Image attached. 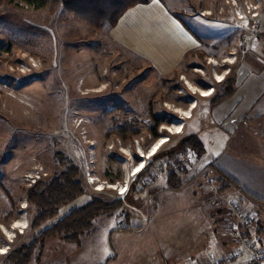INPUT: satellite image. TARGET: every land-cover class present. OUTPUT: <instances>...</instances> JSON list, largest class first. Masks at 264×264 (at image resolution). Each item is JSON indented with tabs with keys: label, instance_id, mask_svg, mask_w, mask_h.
<instances>
[{
	"label": "rangeland",
	"instance_id": "1",
	"mask_svg": "<svg viewBox=\"0 0 264 264\" xmlns=\"http://www.w3.org/2000/svg\"><path fill=\"white\" fill-rule=\"evenodd\" d=\"M163 2L200 41L168 74L112 39L110 30H95L63 7L37 9L22 0L0 5V264L92 196L123 203L99 215L80 243L48 238L30 264H104L111 256L106 264H191L212 251L219 232L224 236L210 217L214 201L242 196L236 187L218 190L213 159L224 151L254 159L264 154V0ZM228 78L235 91L215 110L227 117L222 126L211 98ZM196 89L214 92L205 97ZM124 125L139 132L126 138L112 132ZM189 134L202 139L206 154L197 158L189 150L193 161L184 165L177 147ZM170 151L180 190L169 186ZM59 152L80 167L87 192L34 227L28 191L64 169ZM143 159L141 173L147 172L131 177ZM160 166L166 171L156 184L142 189ZM88 170L101 183L131 177L130 191H98ZM249 208L264 221V203Z\"/></svg>",
	"mask_w": 264,
	"mask_h": 264
},
{
	"label": "trees",
	"instance_id": "2",
	"mask_svg": "<svg viewBox=\"0 0 264 264\" xmlns=\"http://www.w3.org/2000/svg\"><path fill=\"white\" fill-rule=\"evenodd\" d=\"M15 0H0V5L10 3ZM28 5L37 9H50L55 11L56 8L63 7L68 13L72 14L75 19L88 25L89 27L102 31L111 30L119 22L120 18L132 7L139 4H147L151 0H22ZM235 91L234 78H228L223 84L221 90H217L211 98V106L215 108L224 102ZM112 112V111H111ZM161 120H157L156 126L152 131L157 135V126ZM123 138L128 135L137 134L139 129L130 125L119 126L112 129ZM179 152L189 153L193 151L197 158H201L205 152V145L200 137L196 134L184 136L177 147ZM175 151L167 153L169 162L166 166L170 167L168 182L171 189L180 190L183 188V182L178 177L179 171L173 169L172 160ZM56 158L63 164L64 169L48 181L38 180L28 191V200L35 207L36 215L33 220L34 227L56 216L60 209L75 201L77 198L86 194V187L82 178L80 167L62 153H57ZM157 157H155L156 159ZM181 172H186V168H181ZM216 171V170H215ZM147 170L139 175V178ZM217 177L215 182L219 183L220 192L235 188L237 182L228 174L216 171ZM138 178V179H139ZM140 180V179H139ZM137 180V182L139 181ZM136 192V183L132 185L130 195ZM130 195L127 196L130 197ZM123 199L110 200L101 196H92L84 205L73 208L63 218L58 220L50 227L43 230L38 237L31 243L19 245L6 256L8 264H30L34 252L39 244L43 247L46 240L51 237H59L68 242H79L81 236L90 231L93 227L94 220L101 214L111 212L118 208ZM224 215L222 208H217L210 213L211 219L215 223H221ZM262 231V229H261ZM257 229H249L246 234L254 237ZM257 239V238H255ZM262 241V239H261ZM115 256L109 257L106 262H110ZM106 262L104 264H106Z\"/></svg>",
	"mask_w": 264,
	"mask_h": 264
},
{
	"label": "crops",
	"instance_id": "3",
	"mask_svg": "<svg viewBox=\"0 0 264 264\" xmlns=\"http://www.w3.org/2000/svg\"><path fill=\"white\" fill-rule=\"evenodd\" d=\"M109 33L112 39L146 59L162 74H168L178 68L188 54L200 46L198 37L167 7L163 0H151L147 4L130 8ZM201 87L203 86H198V89ZM200 91L203 92L198 90ZM220 106L212 109V113L215 121L224 126L223 119L227 117L215 115V110L217 111ZM232 127L236 130L238 126L234 123ZM213 163L212 167L216 171L230 175L237 182V192L242 197L236 198L240 199L247 208L264 203V154H261L259 159H254L238 157L224 151L213 159ZM255 228L257 229L255 238L263 242L262 217ZM219 233V238L211 245L212 251L196 262L207 260L213 255L222 256L231 251L233 246L231 241ZM244 264L258 263L245 259Z\"/></svg>",
	"mask_w": 264,
	"mask_h": 264
},
{
	"label": "built area",
	"instance_id": "4",
	"mask_svg": "<svg viewBox=\"0 0 264 264\" xmlns=\"http://www.w3.org/2000/svg\"><path fill=\"white\" fill-rule=\"evenodd\" d=\"M179 131H182V129ZM161 141H163V139ZM138 142L139 140H136V143ZM152 156V153H150L147 157ZM192 157L193 156L191 154L183 152L178 153L177 155V159L184 165L191 164L193 161ZM141 164L145 166V160L144 162H141ZM143 170L144 168L140 172L135 173L136 169H133L131 177L137 176ZM165 171V166H160L155 172H152V175L146 178L144 184L142 185V189L145 190L148 187L154 186L159 178V174L162 175ZM131 177H129L127 181L125 180L124 183H113L107 180L101 183L99 182V177L98 179H95V176L92 175L90 170L87 172L89 185H94L95 189L98 191H102L105 188H114L118 191L119 196H124L130 191ZM29 178H31L33 183L37 181V177L35 176ZM208 190L210 193H215L212 191L214 190V185L209 184ZM223 198L224 199L222 201L220 198L215 200L214 203L217 208H222L224 210L223 220L220 223V226L222 227L223 234L227 237V239H229V241H231L233 245L232 249L225 255H213L207 260H202L193 264H244L245 259H249V261L258 264H264V237L263 242H259V240L246 234L249 229L255 228V225L259 223L261 218L259 212L255 209L245 207L242 201L236 197L230 196L227 198L226 195H224Z\"/></svg>",
	"mask_w": 264,
	"mask_h": 264
},
{
	"label": "bare ground",
	"instance_id": "5",
	"mask_svg": "<svg viewBox=\"0 0 264 264\" xmlns=\"http://www.w3.org/2000/svg\"><path fill=\"white\" fill-rule=\"evenodd\" d=\"M226 61H228V62H230V63H234V61L233 60H231L230 58L229 59H227ZM211 62H214V60L212 59L211 60ZM225 77V76H224ZM218 78H220L219 80L220 81H222L223 80V76L220 74V73H218ZM197 91V93H200L201 95H204V96H210V95H212L213 94V92H214V90H209V89H207V90H203V92H198V90H196ZM197 106V104L196 105H194V108ZM177 132H179V131H177ZM176 132V133H177ZM181 132V131H180ZM165 143V141L163 140L162 142H160V143H157L155 146H154V148H153V154L154 153H156L157 151H158V149ZM144 156V155H143ZM142 162H144V159H143V161ZM141 162L139 163V164H137L136 166H135V168L134 169H136V171H135V173H138L140 170H142L143 168H144V166H143V164H141ZM17 227H24L23 225H18V224H16L15 225V227L14 228H17Z\"/></svg>",
	"mask_w": 264,
	"mask_h": 264
},
{
	"label": "clouds",
	"instance_id": "6",
	"mask_svg": "<svg viewBox=\"0 0 264 264\" xmlns=\"http://www.w3.org/2000/svg\"><path fill=\"white\" fill-rule=\"evenodd\" d=\"M153 150V149H152ZM152 155H153V153H152ZM141 157H144V156H141Z\"/></svg>",
	"mask_w": 264,
	"mask_h": 264
}]
</instances>
